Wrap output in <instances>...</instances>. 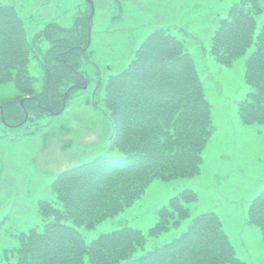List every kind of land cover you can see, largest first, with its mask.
<instances>
[{
	"label": "trees",
	"instance_id": "1",
	"mask_svg": "<svg viewBox=\"0 0 264 264\" xmlns=\"http://www.w3.org/2000/svg\"><path fill=\"white\" fill-rule=\"evenodd\" d=\"M262 1L232 0L225 13L215 17L208 52L230 65L254 44L243 72L251 89L237 112L242 123L256 122L264 130V16L258 27L255 20ZM84 2L87 8L75 12L71 24L51 19L28 35L20 8L0 0V84L10 81L15 92L0 98L2 136L20 135L6 129L27 121L33 125L34 119L60 109L63 99L66 103L74 90L84 87L87 77L81 66L91 52L90 5ZM185 42L168 26L154 27L122 69L98 75L90 99L105 106L111 129L106 149L119 154L97 153L58 170L49 187L60 204L38 198L40 222L11 232L13 238L0 249V264H83L85 256L90 264H243L213 209L196 213L172 238L146 247L147 236L188 216L187 204L197 198L190 187L160 205L146 233L128 224L87 240L76 228L92 227L124 209L154 177L166 180L200 171L214 125L203 80ZM30 58L40 67L37 75L29 72ZM246 214L247 223L257 225L264 240V186L249 200Z\"/></svg>",
	"mask_w": 264,
	"mask_h": 264
},
{
	"label": "rangeland",
	"instance_id": "2",
	"mask_svg": "<svg viewBox=\"0 0 264 264\" xmlns=\"http://www.w3.org/2000/svg\"><path fill=\"white\" fill-rule=\"evenodd\" d=\"M25 20L31 35L48 20L69 25L77 11H85V0H8ZM87 1V0H86ZM93 13L87 25L90 41L89 61L81 66L86 85L74 90L63 109L44 114L19 126H10L2 136L0 126V249L13 238L12 231L40 222L37 199L46 198L59 205L49 187L58 170L90 159L97 153L118 155L107 150L111 132L105 106L93 104L91 90L98 75L106 76L127 63L147 32L168 26L191 50L204 91L211 103L213 131L202 151L199 172L193 176L150 179L133 202L96 222L92 227L76 226L88 240L100 232L132 225L145 233L156 220V210L173 193L190 187L197 198L189 202V214L178 225L158 235L147 236L146 247L161 244L179 233L196 213L213 209L220 217L235 254L243 264H264V240L260 229L246 221L249 200L264 186V130L261 124H244L237 105L250 85L243 78L244 63L251 45L230 65L219 63L208 52L209 32L215 17L225 13L232 0H91ZM256 14V27L264 16ZM90 10V8H89ZM89 14V11H88ZM207 49L202 50L200 43ZM45 47L47 43L41 42ZM203 51V52H202ZM29 72L40 67L30 58ZM11 82L0 84V98L14 94ZM22 103V98L20 99ZM27 128V131L22 130ZM69 222V221H67ZM70 223V222H69ZM83 264H90L85 256Z\"/></svg>",
	"mask_w": 264,
	"mask_h": 264
},
{
	"label": "water",
	"instance_id": "3",
	"mask_svg": "<svg viewBox=\"0 0 264 264\" xmlns=\"http://www.w3.org/2000/svg\"><path fill=\"white\" fill-rule=\"evenodd\" d=\"M87 1L89 2V5L91 6L90 13L88 14V16H89V18H90V17H91V14L93 13V5H92V1H91V0H87ZM67 92H68V89H67L66 92H65V96L67 95ZM20 102H21V101H20ZM62 107H63V104L61 105L60 110L63 109ZM60 110H59V111H60ZM50 113L53 114L54 111H51V110H50ZM25 115H26V111H25Z\"/></svg>",
	"mask_w": 264,
	"mask_h": 264
}]
</instances>
